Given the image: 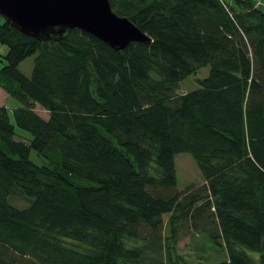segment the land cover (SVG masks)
Masks as SVG:
<instances>
[{"label": "trees", "instance_id": "16d2710c", "mask_svg": "<svg viewBox=\"0 0 264 264\" xmlns=\"http://www.w3.org/2000/svg\"><path fill=\"white\" fill-rule=\"evenodd\" d=\"M230 1L109 0L151 39L120 51L78 29L41 42L0 24V88L22 103L13 124L0 107V264H176L186 222L225 253L213 264H264V11ZM179 154L203 178L183 192Z\"/></svg>", "mask_w": 264, "mask_h": 264}, {"label": "water", "instance_id": "95a60500", "mask_svg": "<svg viewBox=\"0 0 264 264\" xmlns=\"http://www.w3.org/2000/svg\"><path fill=\"white\" fill-rule=\"evenodd\" d=\"M0 17L41 42L78 29L117 51L132 42L151 43L131 21L112 11L109 0H0Z\"/></svg>", "mask_w": 264, "mask_h": 264}, {"label": "rangeland", "instance_id": "374dc122", "mask_svg": "<svg viewBox=\"0 0 264 264\" xmlns=\"http://www.w3.org/2000/svg\"><path fill=\"white\" fill-rule=\"evenodd\" d=\"M257 7L259 10L264 11V1ZM3 21L4 20L0 17V24H2ZM7 52L8 47L0 44V69L6 64L5 56ZM34 57L35 56H31L19 64V71L25 77L31 76ZM208 71V67L202 68L196 74L181 81L177 93L185 94L198 88L197 80L205 78L208 75ZM3 102L8 110L10 121L13 124L12 110L22 107V103L12 96H8ZM35 111L40 116L46 117V113L40 108L36 107ZM15 133L16 140L30 142L32 139V136L28 132L21 129L15 128ZM29 159L40 166L46 164L45 160L37 156L34 150L30 151ZM175 168L177 179L176 187L178 191L183 192L189 186L197 187L203 183V178L198 166L188 154H179L175 156ZM8 201L17 208H24L28 205L27 201L17 197L9 198ZM162 219L165 224L162 233L165 236L167 235L168 225H166V222L168 215H164ZM243 250L253 259H258V253L246 249ZM170 254L172 261L176 264H213L226 260L225 253L219 247H216L210 242L207 243L206 238L194 231L190 227L189 222L175 229V238L174 240H170ZM163 256L162 254L161 258Z\"/></svg>", "mask_w": 264, "mask_h": 264}, {"label": "crops", "instance_id": "0c3cea01", "mask_svg": "<svg viewBox=\"0 0 264 264\" xmlns=\"http://www.w3.org/2000/svg\"><path fill=\"white\" fill-rule=\"evenodd\" d=\"M227 1H229V2H231L230 0H227ZM255 2H256V5L258 6V5H261V3L264 1V0H254ZM9 95L6 93V92H4L1 88H0V107H6L5 106V104H4V102L3 101H5L6 99H7V97H8ZM39 108V107H38ZM34 111H35V109H34ZM43 111V110H42ZM36 112V111H35ZM45 112V111H44ZM37 113V112H36ZM46 113V112H45ZM38 114V113H37ZM39 115V114H38ZM40 116V115H39ZM42 117V116H41ZM43 119H47L48 118V114L46 113V117H42Z\"/></svg>", "mask_w": 264, "mask_h": 264}, {"label": "built area", "instance_id": "2783aa9c", "mask_svg": "<svg viewBox=\"0 0 264 264\" xmlns=\"http://www.w3.org/2000/svg\"><path fill=\"white\" fill-rule=\"evenodd\" d=\"M242 1H246V0H242Z\"/></svg>", "mask_w": 264, "mask_h": 264}]
</instances>
